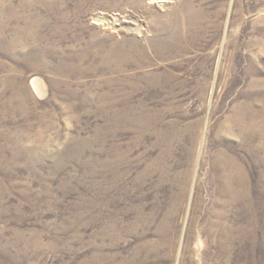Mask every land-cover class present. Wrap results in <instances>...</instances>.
Wrapping results in <instances>:
<instances>
[{
	"label": "rangeland",
	"instance_id": "rangeland-1",
	"mask_svg": "<svg viewBox=\"0 0 264 264\" xmlns=\"http://www.w3.org/2000/svg\"><path fill=\"white\" fill-rule=\"evenodd\" d=\"M130 1L0 0V264H264V0Z\"/></svg>",
	"mask_w": 264,
	"mask_h": 264
},
{
	"label": "bare ground",
	"instance_id": "bare-ground-1",
	"mask_svg": "<svg viewBox=\"0 0 264 264\" xmlns=\"http://www.w3.org/2000/svg\"><path fill=\"white\" fill-rule=\"evenodd\" d=\"M130 1V0H129ZM135 1V0H134ZM143 1V0H142ZM138 2H141L140 0H138ZM139 4V3H138ZM138 4H135L133 3L132 1L129 2V5L128 7L135 10L137 7H138ZM141 4V3H140ZM118 5V4H117ZM141 7V6H140ZM29 86L31 88V90L34 92V91H37L39 93H42V85L41 83L39 82V78L37 77H34V80L32 82H29ZM35 93V92H34Z\"/></svg>",
	"mask_w": 264,
	"mask_h": 264
}]
</instances>
